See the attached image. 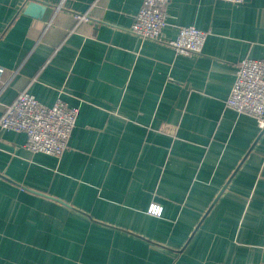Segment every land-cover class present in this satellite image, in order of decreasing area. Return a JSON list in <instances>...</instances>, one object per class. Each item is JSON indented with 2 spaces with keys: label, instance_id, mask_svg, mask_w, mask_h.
Listing matches in <instances>:
<instances>
[{
  "label": "crops",
  "instance_id": "crops-1",
  "mask_svg": "<svg viewBox=\"0 0 264 264\" xmlns=\"http://www.w3.org/2000/svg\"><path fill=\"white\" fill-rule=\"evenodd\" d=\"M29 1L0 0V117L25 90L80 113L60 159L0 130V264H264V133L226 103L264 0H170L192 55L130 31L141 0Z\"/></svg>",
  "mask_w": 264,
  "mask_h": 264
},
{
  "label": "built area",
  "instance_id": "built-area-1",
  "mask_svg": "<svg viewBox=\"0 0 264 264\" xmlns=\"http://www.w3.org/2000/svg\"><path fill=\"white\" fill-rule=\"evenodd\" d=\"M141 6L130 26V31L142 39L164 42L177 54H200L208 37V31L195 25H182L175 38H166L167 5L170 0H141ZM242 3L245 0H226ZM4 66L0 65V78ZM229 107L238 112L253 115L264 133V58H243L226 100ZM80 109L71 106L62 96L54 104L41 102L34 94L23 91L16 100L5 106L0 117V130L24 132L25 146L32 152L52 155L60 159L67 148L75 128ZM148 213L162 217L164 206L152 202Z\"/></svg>",
  "mask_w": 264,
  "mask_h": 264
},
{
  "label": "water",
  "instance_id": "water-1",
  "mask_svg": "<svg viewBox=\"0 0 264 264\" xmlns=\"http://www.w3.org/2000/svg\"><path fill=\"white\" fill-rule=\"evenodd\" d=\"M46 10V5L39 0H31L28 2L25 12L36 17H42Z\"/></svg>",
  "mask_w": 264,
  "mask_h": 264
}]
</instances>
